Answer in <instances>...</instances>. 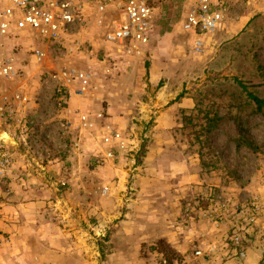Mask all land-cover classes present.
I'll return each instance as SVG.
<instances>
[{"label": "rangeland", "instance_id": "374dc122", "mask_svg": "<svg viewBox=\"0 0 264 264\" xmlns=\"http://www.w3.org/2000/svg\"><path fill=\"white\" fill-rule=\"evenodd\" d=\"M256 5L235 12L238 27H223L197 55L181 31L184 3L166 0L147 54L153 58L138 67L121 64L103 43L79 56L67 43L16 41L19 74L0 84V102L27 99L17 107L22 127L0 123V149L11 160L0 182V264H264V118L247 98L264 99V1ZM39 48L40 62L32 57ZM75 63L95 73L105 108L107 79L125 78L110 114L123 118L116 130L130 145L113 161L96 155L98 132H83L90 139L76 146L84 143L80 128L62 117L67 106L57 104L50 74ZM148 106L172 112L168 129L156 128L160 113L144 115ZM215 115L222 120L207 133ZM239 135L258 149L237 148ZM156 140H166L157 161L148 155ZM240 206L248 213L239 215ZM201 229L217 255L192 239Z\"/></svg>", "mask_w": 264, "mask_h": 264}, {"label": "built area", "instance_id": "2783aa9c", "mask_svg": "<svg viewBox=\"0 0 264 264\" xmlns=\"http://www.w3.org/2000/svg\"><path fill=\"white\" fill-rule=\"evenodd\" d=\"M166 0H0V84L16 78L19 74L16 58V41L31 37L55 48L66 46L73 35H78L86 28L87 13L99 16L98 27L102 28V40L115 48L121 58L140 57L142 46L148 44L156 32L157 7ZM264 0H187V11L181 29L191 38L192 51L201 55L208 48L209 39L222 30L228 20L235 18L236 11L255 6ZM110 13V19L104 18ZM77 48L82 46V39L74 41ZM83 49V47H82ZM32 57L40 62L46 53L34 49ZM119 57V56H118ZM119 57V58H120ZM120 58V59H121ZM55 84L57 104L62 107L69 93L68 86L78 97H85L92 75L77 68H63L50 74ZM13 100L4 98L0 102V123L16 122L22 127L19 117L21 102L27 98L16 95ZM20 107V108H17ZM103 118L102 114L97 115ZM84 128L93 129V123L86 116L81 117ZM27 123V124H26ZM32 121L25 122L31 125ZM64 129L68 125H62ZM105 134L102 142L107 147L104 158L115 160L119 151L126 150L130 143L125 135L109 125H103ZM76 146L78 144H75ZM10 157L0 149V182L7 175ZM258 207L252 205V211ZM239 215L247 214L248 207L240 206ZM231 241L240 247V237L233 232ZM194 256H202L195 251ZM240 256H244L240 252Z\"/></svg>", "mask_w": 264, "mask_h": 264}, {"label": "crops", "instance_id": "0c3cea01", "mask_svg": "<svg viewBox=\"0 0 264 264\" xmlns=\"http://www.w3.org/2000/svg\"><path fill=\"white\" fill-rule=\"evenodd\" d=\"M183 3L187 9V0H183ZM158 8L159 7H157V9H156L157 13H158ZM237 11H239V10H237ZM111 17H112V15L110 13H107L104 16V18H106L107 20L110 19ZM98 19H99L98 15L87 13V15H86V23H87L86 28L80 32L79 36L73 35L67 41V47L69 48L68 49L69 51L73 50L75 52V54H77V55L79 54V56H80L82 53L81 52L82 50H86V48H88V46L93 47L95 44H97V42L103 43V45H105L106 48H110V49L113 48V46L106 44L102 40V38H101L102 28L100 29V27H98V23H97ZM234 19L228 20L223 27L226 26L227 30H233V29L235 30L238 27V25L237 26L235 25L237 23H236V20H234ZM183 20H184V18H183ZM181 31H182V29H181ZM77 37H80L82 39V46L80 48H77L76 45L74 44V41L76 40ZM153 37H155V36H153ZM153 37H152V39H153ZM153 40H151L148 44L142 46L143 53L141 54L140 57H130V58L125 59V58H121L120 54L117 53L118 56L121 58V60H120L121 64H124L127 67H138L141 63H144L146 60H150V58H153V56L151 54L147 55L151 49V46L153 44L152 43ZM208 44H209V42H208ZM82 47H83V49H82ZM69 68H77L79 70L86 71V72L90 73L92 75V80H91L90 86L87 90V94L85 97L76 96L73 92V88H74L73 86L70 85L67 87L66 91L69 93V96L67 97V100L65 101L67 107H64V109H62L63 111H61L62 117L69 120L70 122L72 119H74L77 123V127L79 126L80 132L82 133V135H83V132L86 131L87 133L86 132L85 133L92 137L91 132H93L92 134L98 132V134L100 136V142H99L100 146H98V150H97L96 155L100 156L101 153H103V151L105 152L107 149V147L102 142V136L105 134V129H103V125H109L115 129L116 128L119 129L118 128V126H119L120 128L124 129L123 127H121V124H122L121 119H123V118L111 116L110 113L113 114V112H111V110H112L111 108H112L113 100L117 99L116 96H119V98H122L119 95L118 90L124 84L125 78L120 77V78L107 79V81L109 82V85L111 84V86L108 85L106 88H103V94L108 95V97H109L108 100L110 101V103L108 104V107L105 108L99 104L101 91L99 90L97 84L95 83V81H96L95 80V73L93 74V72H91L90 70L83 68L81 66V64H79V63H75L73 65V67H69ZM106 73H108L107 70H106ZM138 78L139 77H136V76L132 77V80H133L135 86L140 83L139 81H141L140 78L139 79ZM111 87H113V88H111ZM104 98L106 99V97H104ZM153 110L155 111L156 109H154V108L152 109V107H149V106L144 107L143 108V111H145L144 115H147L149 113H156V112L160 113L159 115L161 117L157 118V123L159 124V126L157 125L156 128L159 130H160V128L162 130L168 129V127L170 125H165L164 122L165 121L168 122L167 120H169V118L171 117L170 115L172 112H169V111L162 112L160 110H157L154 112ZM99 114H103V118L98 119L97 115H99ZM82 116H86L88 122L93 123V129L81 128V127H83L82 122H81ZM72 126L74 128L75 125L73 124ZM84 136L89 138L87 135H83L82 138ZM85 139L83 138V141H84L83 144H81L82 141L80 139V142L78 145L82 146V147L85 146V144H86ZM165 141L166 140H156L155 143L151 146V148L148 152V155H149L151 160L157 161L158 159L162 158V152H164V146L166 144ZM88 149H89V147H88ZM190 176H191L190 173H186V174H184L183 178L185 180H190L191 179ZM190 224H192L191 227H193V228H195V226H197V224L195 222L190 223ZM202 229L200 232L199 231H196V232L192 231V233H191L192 239L194 238L197 241H199L200 243L204 244V247H206V250L203 249L201 251L206 252L207 254L213 253V255H215V254L217 255L218 250L216 248L214 249L212 246L209 245L210 244L209 238H207L208 236L206 235V232L202 231ZM164 233H166V231ZM159 237H162V236H159ZM166 237H167L168 241L171 242V238H172L171 235L169 234ZM210 240L214 241V240H212V237ZM175 248L177 251H180V250L182 251L184 248V244L178 243V244H176ZM210 250L212 251L211 253L209 252ZM251 250L256 254V256H258L257 251H254L253 249H251ZM223 251H224V253L227 252L226 250H223ZM198 263L204 264V261L202 262V260H201V261H198ZM223 264H225V263H223ZM228 264H236V263L230 262Z\"/></svg>", "mask_w": 264, "mask_h": 264}, {"label": "trees", "instance_id": "16d2710c", "mask_svg": "<svg viewBox=\"0 0 264 264\" xmlns=\"http://www.w3.org/2000/svg\"><path fill=\"white\" fill-rule=\"evenodd\" d=\"M181 1L183 2V0ZM237 83L241 86L244 91H246V88L239 81H237ZM247 98L255 105L256 113L260 114L264 118V99L258 98L257 96L249 92L247 93ZM221 120L222 118L218 117L217 115H215L214 118L209 119L207 133H211L212 131H214ZM235 142L237 148L244 147L251 151H256L258 149V147L252 141L244 139V136L239 135V139Z\"/></svg>", "mask_w": 264, "mask_h": 264}, {"label": "bare ground", "instance_id": "6f19581e", "mask_svg": "<svg viewBox=\"0 0 264 264\" xmlns=\"http://www.w3.org/2000/svg\"><path fill=\"white\" fill-rule=\"evenodd\" d=\"M2 137H3V139H4V138H7V136H6L5 134H4Z\"/></svg>", "mask_w": 264, "mask_h": 264}]
</instances>
